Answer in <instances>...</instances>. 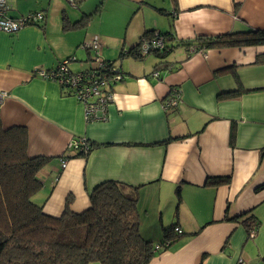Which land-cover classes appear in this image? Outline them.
I'll list each match as a JSON object with an SVG mask.
<instances>
[{"label":"crops","instance_id":"0c3cea01","mask_svg":"<svg viewBox=\"0 0 264 264\" xmlns=\"http://www.w3.org/2000/svg\"><path fill=\"white\" fill-rule=\"evenodd\" d=\"M6 2L11 17L44 16L15 33L0 32V120L3 127H26L29 156L51 158L33 196L43 211L58 216L66 205L85 210L90 191L104 180L138 185L139 231L155 244L150 264H260L264 44L200 52L179 46L163 60L128 51L150 30L175 40L264 30V0ZM96 8L88 22L75 26ZM94 37L100 58L113 61L123 77L111 85L106 120L89 122L82 103L34 70L52 69L70 55V69L87 68L92 52L81 45ZM159 61L169 68L157 77L152 73ZM171 87L179 89V102L165 111L162 100ZM78 138L99 145L79 155L69 148ZM213 177L229 182L208 185ZM248 210L260 220L250 233L232 219ZM173 223L181 233L162 247V230Z\"/></svg>","mask_w":264,"mask_h":264},{"label":"trees","instance_id":"16d2710c","mask_svg":"<svg viewBox=\"0 0 264 264\" xmlns=\"http://www.w3.org/2000/svg\"><path fill=\"white\" fill-rule=\"evenodd\" d=\"M97 12L98 8L75 26L84 25ZM158 12L165 11L158 9ZM153 34L154 30H150L141 37L150 38ZM162 35L166 37L165 47L152 51L160 60L179 46L200 52L211 48L264 44V30L253 29L186 40H175L169 33ZM137 45L138 42L128 53L141 59ZM262 60L264 58L259 61ZM165 68H169L167 61L156 64L154 71L158 73L157 77L159 70ZM174 88L177 87H171L162 102ZM242 91L239 89L237 94ZM27 140L25 126L3 127L0 120V264H89L93 261L100 264H150L155 247L139 231V186L104 180L90 191L89 206L85 210L73 212L66 205L58 216L47 214L33 196L42 186L39 171L51 158L29 156ZM87 143V150L77 151L79 155L85 156L99 145L88 140ZM228 182V177H213L206 181L208 185ZM176 199L177 203L181 199L179 186ZM232 219L240 222L247 233L260 225L252 210ZM175 227L177 225L173 223L163 228L162 247H167L180 235L175 232Z\"/></svg>","mask_w":264,"mask_h":264},{"label":"built area","instance_id":"2783aa9c","mask_svg":"<svg viewBox=\"0 0 264 264\" xmlns=\"http://www.w3.org/2000/svg\"><path fill=\"white\" fill-rule=\"evenodd\" d=\"M75 4L74 0H69ZM9 6L6 0H0V32L7 34L15 33L27 25L38 24L43 19L41 11L29 12L19 17L8 15ZM165 36L155 32L153 37H142L137 45L138 55L144 57L154 50H161L166 45ZM86 50L92 52L89 57V66L82 70H72L69 63L75 60V56L70 55L58 62L52 69H36L35 73L45 79L58 82L73 95L83 105L84 117L86 121H104L107 118V106L112 100L111 85L122 79L123 74L119 68L107 60L101 59L98 48L99 43L96 37L91 41L81 45ZM192 50V49H191ZM154 76L158 73L153 71ZM4 93H0V99ZM179 89L174 88L169 96L162 102L163 109L169 110L177 106L179 102ZM69 148L75 151H86L88 148L87 140L84 138L74 139L69 143ZM66 165V159L61 158L60 166ZM175 232L181 233L178 227ZM252 235V233H251ZM239 264H246L240 262Z\"/></svg>","mask_w":264,"mask_h":264},{"label":"rangeland","instance_id":"374dc122","mask_svg":"<svg viewBox=\"0 0 264 264\" xmlns=\"http://www.w3.org/2000/svg\"><path fill=\"white\" fill-rule=\"evenodd\" d=\"M154 245H155V244H154ZM262 258H263V259H262ZM259 261H260V262H259L260 264H264V252H263V254H262L261 259H259Z\"/></svg>","mask_w":264,"mask_h":264},{"label":"clouds","instance_id":"9594fccd","mask_svg":"<svg viewBox=\"0 0 264 264\" xmlns=\"http://www.w3.org/2000/svg\"><path fill=\"white\" fill-rule=\"evenodd\" d=\"M247 264V263H246Z\"/></svg>","mask_w":264,"mask_h":264}]
</instances>
